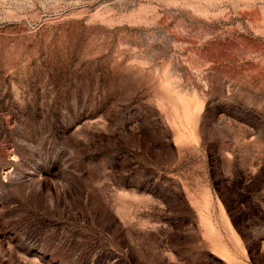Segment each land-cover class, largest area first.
<instances>
[{
  "label": "rangeland",
  "instance_id": "rangeland-1",
  "mask_svg": "<svg viewBox=\"0 0 264 264\" xmlns=\"http://www.w3.org/2000/svg\"><path fill=\"white\" fill-rule=\"evenodd\" d=\"M0 264H264V0H0Z\"/></svg>",
  "mask_w": 264,
  "mask_h": 264
}]
</instances>
